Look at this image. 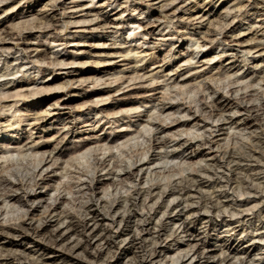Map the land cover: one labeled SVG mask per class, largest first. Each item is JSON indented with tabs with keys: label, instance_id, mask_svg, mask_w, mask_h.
Here are the masks:
<instances>
[{
	"label": "rangeland",
	"instance_id": "1",
	"mask_svg": "<svg viewBox=\"0 0 264 264\" xmlns=\"http://www.w3.org/2000/svg\"><path fill=\"white\" fill-rule=\"evenodd\" d=\"M170 1L0 0V37H5L12 32L14 36L16 35L15 38L18 34H22L21 38L28 39L26 40L29 44L27 45L29 46L28 54L33 56L39 54V61L31 62L28 66L31 69L27 72L19 73L14 79H12L13 76L0 79V83H7V89L11 88L12 97L6 105L15 103L12 111H9L10 109L1 111L6 119L0 120V158L11 153L14 154V158H18V152H16L18 147H24L26 144L30 146L36 142L42 146L40 153H46V157L53 150L56 154L61 147L72 152L89 141L93 146L99 147L106 142H111L117 134L124 133H127L129 137H137L132 141L135 146L127 147L128 153L142 150L148 143L144 137L140 138L141 133L138 132L140 130L144 132V125L148 124L152 114L164 119L169 113V111L160 112L156 109L159 104L170 101L174 104L184 103L186 106L199 107L200 100L205 98L202 96L205 94L204 83L213 84L218 91V96L223 92L227 95L232 93L231 95L238 99L233 98L234 106L238 103L243 104L245 108L247 107V111L242 112L243 115H234L232 123L231 121L216 122L213 129L216 131L212 135L213 144L208 145L210 148L198 145L200 142L197 140H189L194 134L201 133L198 129L205 124L201 121V113L187 118L185 126L182 127L178 122L173 125L159 126L158 137L170 138L175 134L180 140L179 144L171 141L172 139L168 140L170 142L164 150L179 153L187 148L189 153L195 150L198 154L191 159L177 157L167 161V159H161L159 155L161 149L154 144L156 150H152L150 158L143 156L144 161L140 164L154 165V168L157 166V172H162L165 167L167 170L174 166L175 170L172 172L174 176L168 179L160 178L162 184L168 183V180L183 179L190 174L199 173L207 176L210 182L206 181L202 186L207 194H213V190H217L215 193L218 194L232 184L233 191L236 192L233 193L234 197L224 199L231 202L234 210L231 205L224 207L222 212L226 216L216 217L213 221H209L204 213L197 215L196 218L199 220L194 223L191 222L193 220L191 217L187 220L191 232L181 233V240L174 243L171 248L163 250L158 260L156 259L159 262L155 264H188L190 257L185 258L184 261L181 259L179 263L176 262L179 256L194 252L189 251L188 244L195 243V238L198 237L205 239L207 247L214 253L215 257L212 260L224 261L225 254L222 252L232 247L233 251L227 252L229 258L225 261L226 264H239L237 256L246 257L247 263L243 264H264V235L257 237L260 233H264V213L261 218L251 214L252 209L256 207L263 206L264 211V146L255 142L252 137L254 134L264 133V124H261L264 123V116L256 111V107L264 105L262 92L264 51L263 47L258 45L264 44V35L255 34L264 29V6L257 4L254 0ZM163 5L165 10L162 9ZM162 13L165 15H161ZM158 16L159 18L156 19ZM201 17L205 18L202 20ZM150 22L160 27H152ZM23 39L12 40L11 45H16L17 49L26 47L23 46ZM36 48L39 52L32 51ZM13 53L16 57L21 55L16 50ZM57 54H59L58 59L64 60L65 64L58 65L54 61L52 57ZM197 58L200 62L190 66L187 60L192 59L194 63L198 60ZM2 65L3 63H0V68ZM241 77H245L243 81L240 80L242 82L233 84V81ZM10 80L17 81L11 83ZM100 90L105 91L100 92ZM22 95L26 96L21 97ZM16 109H21V112H17V116L13 117L12 112ZM48 113L52 115L46 116ZM39 114L47 118L44 123L40 122L36 125L34 119L38 118ZM172 120L169 119L167 122ZM236 124L247 127L236 129ZM66 125L77 127L70 133H66L67 131L63 130V126ZM127 137L121 139L119 145L127 141ZM138 138L139 143H137ZM16 141L21 144H17ZM185 142L187 144L180 147V144ZM226 148L229 151H235L244 159L238 166L237 173L231 176L232 182L228 181L226 175L228 170L225 166L228 165L216 164L214 158L220 155L218 150ZM112 151L121 159L127 157V152H121V148L115 147ZM69 152L67 156L64 155L60 161L58 160L56 166L49 169L48 172L51 174L46 176L44 182L40 184L41 187H36L37 194H44L39 209H42L46 203L54 201L59 193L58 188L67 199L83 196L82 193L77 195L69 193L79 191L81 188L76 183L75 168L68 164L72 156ZM83 161L85 162V159ZM81 166H88V163L85 162ZM112 167L111 163L110 169ZM123 168L130 170L125 166L119 169ZM107 172V170L99 171L94 184V198L100 204L105 199L113 198V184H115L113 179H120L114 174L108 176ZM214 172L223 174V177L217 180ZM122 178L125 179L126 176ZM221 180L224 182L222 183ZM156 181L158 180L154 182ZM64 182L72 184L74 191H66L63 188ZM133 182L139 181L127 178L125 186H119L117 195L128 194V190L134 185ZM254 190L261 192L257 199H253ZM19 193L22 194L21 191ZM171 200H174V197ZM193 200L198 201L197 198ZM238 201L248 204L241 207ZM20 206L21 203L15 201H8L5 205L0 204L2 208H0V225L8 224L6 222L8 218H17L18 213L13 212ZM60 207L72 208L76 211L71 202L61 203ZM237 209L249 210L245 211L248 219H241L242 215L237 213ZM100 211L103 212L101 208ZM4 213L7 215L5 216ZM32 214L30 216L35 217V220L41 215L39 211ZM171 217L175 221L178 220L176 213H172ZM230 220L236 222L238 229L232 230L233 226L228 225ZM103 228L111 227L104 225ZM125 228L123 227L125 236L133 234L134 225L130 224ZM111 229L114 233L117 231L115 228ZM74 240L75 237L70 242ZM127 243L123 245L124 249L113 248L107 253L104 252L103 256L97 260L87 259L84 251L79 256L83 260L91 261V264H129L130 260L139 253ZM42 247L39 239H7L5 236H0V249H17L18 253L28 258H38L44 252ZM51 252L53 251H48L49 254L45 256L48 264H72L66 254ZM85 260L83 264H89L85 263ZM198 261L196 259L192 264Z\"/></svg>",
	"mask_w": 264,
	"mask_h": 264
},
{
	"label": "bare ground",
	"instance_id": "2",
	"mask_svg": "<svg viewBox=\"0 0 264 264\" xmlns=\"http://www.w3.org/2000/svg\"><path fill=\"white\" fill-rule=\"evenodd\" d=\"M170 2H172V0ZM254 2L261 5L263 4L264 6V0H254ZM165 3L164 5L167 4ZM164 5L162 6L163 7L162 9H164ZM161 15H165V14L162 13ZM157 18H159V16L156 17V19ZM167 18H169V16ZM201 18L203 20L205 17L204 18L201 17ZM150 25H152V27L155 28L160 27L159 25L152 24V22H150ZM64 28H65V23H64ZM13 33L14 32H12V34L9 33L6 36L3 34V36L5 37H0V63H3L2 67L0 68V79L10 76L11 77L13 76L12 79H14V77H16L19 73L27 72L29 69H31L28 68L31 62L35 60L39 61L38 53L36 56L28 54L29 52H27V49L29 48V46L27 47V45L29 44L28 42H26V40L28 39L21 38L23 36L22 34H18V37L15 38L16 35L14 36ZM255 34L263 36L264 29L255 32ZM22 39L24 40L23 46L26 47L17 49L16 45L15 46L11 45L12 40L18 41ZM258 41L260 43L259 39ZM258 45H261L264 51V44L261 43ZM14 50H16V52L20 53L21 55L16 57V55H14L13 53ZM32 51L37 52L38 49L36 48V50H32ZM58 55L59 54L55 55V57H52L54 61L57 62L58 65L65 64L64 60L58 59ZM10 59L12 60L10 61ZM187 61L189 62V65L192 66L199 63L200 59H198L194 63L192 62V59ZM244 78L245 77L237 78L236 81H233V84H238L242 82ZM16 81L17 80H10L11 83H16ZM262 81L264 82V77ZM27 82L28 80L26 81V83ZM6 86L7 83H0V120L6 119V117H4V114L1 113V111H7L8 109H10L9 111H12L13 108L15 107V103L11 105H6L8 104L7 102H10V98L12 97L11 96L12 94L10 95L11 88L7 89ZM203 88L205 94L202 96H204L205 98L203 100H200L201 105L199 107L196 106L195 108L188 105L186 106V104L184 103L174 104L170 101H163L161 104H159L158 107H156V109H159L160 112L169 111V113L164 119H161L159 116H155L154 114H152L149 117L148 124L144 125V129H145L144 132L141 130L138 132L141 133L140 138L144 137L146 143H148L146 148L144 147V149L142 150L132 151L131 153H128L127 147L135 146V144L132 141L136 140L137 137L136 136L129 137L127 133H124L123 135L117 134L112 139L111 142L109 143L106 142L105 144L99 147L93 146V144H91L92 142L89 141L83 143L81 146L75 149L73 148L74 150H72V152L71 150L62 147L56 154L55 151L53 150V152L51 151L48 157H46V153H40V148L42 146L39 144V142H36L30 146L26 144L24 147L19 145L20 147H18V150L16 151L18 152V158H14L15 156L13 157L14 155L13 153H11L8 156L1 157L0 158V204L3 203V205H5V203L8 201H15V202H20L21 206L18 209H16L15 212H13V213H18L17 218H8L6 220L8 224L0 225V236H5L7 239L8 238L39 239V241L42 242L43 245L42 249L44 252L41 255L39 254L40 256L38 258L32 259L26 257L21 253H18L17 249L4 250V248H2L0 249V264H48V262L45 260V256L49 254L47 253L48 251H53L51 253L62 252L67 256H69L70 263L83 264L85 259L83 260L79 256L82 251L85 252L87 259L97 260L103 256L104 252L107 253L113 248L116 249L118 248L120 250L124 249L125 247H123V245L126 242H128L127 244H131L132 248L135 249L137 253H139V255H137L134 259L130 260L129 264H155V262H159L157 261L158 260L157 258L160 256V253L161 254L163 253V250L167 248L168 249L171 248L174 245V243L181 240L180 239L181 233L191 232V229L188 228L189 226L187 224V220H189L191 217H193V220L191 222L194 223L199 220L196 218L197 215H200L202 213L207 215L209 221L215 220L216 217L226 216V214L222 212V209L224 207L230 206L231 202L227 201L224 198L233 196L236 193V192L234 193L233 191L232 184L230 185V187L229 186L226 187L222 192L218 194L215 193V191L217 190L215 191L213 190V194L211 193L207 194L202 189V186L206 181L207 183L210 182L207 176L201 175L199 173H197V175L190 174L189 176L184 177L183 179L174 180V181L168 180V183L162 184L161 181L164 177L168 179L174 176L172 174V172L175 170L174 166L167 170L165 167L162 172L161 171L157 172L156 171L157 166H155L156 168H154V165L150 166V164L149 165L140 164L144 161V159L142 158L143 156L150 158L149 157L150 153L152 152L153 149H155V147L153 146L154 144L159 146V148L161 149V152L159 154L161 156V159H167V161L174 160L177 157L191 159L198 154L197 151L195 152V150L189 153L187 148H185L182 152L179 153H176V151L164 150L167 148L168 143L170 142L168 140L172 139L171 141L177 142V144L180 143V140L175 134H173L172 137L170 138L167 137L165 138V136L158 137L157 134L159 132V126H167L168 124L173 125L174 123L178 122L179 126L182 127L185 126L184 123H186L187 118H191L193 116H196L197 113H201L200 115L202 117L201 121L203 123L205 122V124L203 125L202 128L198 129V131L201 133L194 134L191 138H189V140H197L200 142L198 143V145L208 146L213 144L214 140L212 139V135L213 132L216 131L213 130L216 122L231 121L232 123L234 119V115L242 114V112L247 111L246 109L247 107L245 108L243 104L238 103L237 106L236 105L234 106L233 98L234 99L237 98L233 97L231 95L232 93L230 94L231 95L230 96L229 94L227 95L223 92L222 94L220 93L221 94L220 96H218V91L216 87L210 83L209 84L204 83ZM103 91L105 90H100V92ZM262 92L264 94V89ZM38 93L40 92L38 91ZM23 96L25 97L26 95H22L21 97ZM9 106L11 107L8 108ZM175 108L177 109L174 110ZM253 108L252 110H254ZM256 109H257L256 111H258L259 114L261 113V115L264 116L263 104H261V107L259 106L256 107ZM17 112H21V109L14 110L12 112V116L16 117ZM171 112H173L172 115ZM50 115H52V113H48L46 116L50 117ZM253 117L255 118V116ZM45 118L47 117H42L39 114L38 118L34 119L36 121L35 122L36 125L39 124L40 122L44 123ZM169 119H173V120L168 123L167 120ZM237 125L238 124H236V126ZM147 126H151V127L149 128ZM243 126L242 125L237 126L236 129H239ZM76 127H77L76 125H71L68 127L66 125L63 126V130L67 131L66 133H70L71 131L76 129ZM246 127L243 128L245 129ZM168 131L172 133V131L170 130ZM125 137H127L126 138L127 141H124L119 145L121 139ZM252 137L255 140V142L257 141V143L262 144L261 146H264V133L262 135L254 134ZM187 142L181 143L180 147L185 146ZM16 143L21 144V142L19 141L18 142L16 141ZM137 143H139V138ZM115 147L121 148V152L123 153L127 152V157L121 159L116 153L112 151V149ZM219 148L221 147L219 146ZM56 149L57 148H55V150ZM68 151H70L69 154L72 153V156L68 161V164L70 165V167L75 168V173L77 175L76 183H78L81 186V188H79V191L69 192V193L75 195L82 193L83 196L72 197L71 199H67L64 196L65 194L62 195V193H60V190L58 188L57 191L59 193H57L54 201L46 203L45 205H43L42 209H39V204L42 203L44 199V194H37L35 192V189L37 186H40L42 182H44L46 176L50 173L48 172L49 169L56 166L58 160L60 161V158L62 156L68 154ZM139 151L142 152L139 153ZM218 151L220 152V155L214 157L216 159L215 161L217 162L216 164H220L222 166L228 165L225 166L227 167L228 170V174L226 175L228 181L232 182L233 180L231 176L237 173L238 166L240 165L241 162H243L244 159L241 155H239L235 151L232 150L229 151L227 148ZM84 159L85 162L88 163V166L82 167L81 165L85 163L83 161ZM111 163L113 164V167L110 169ZM123 166L129 168L130 170H127L125 168L119 169L122 168ZM117 169H119L118 173H116ZM201 169L205 170V168L202 167ZM106 170L108 171L107 172L108 176L114 174L115 177H118L120 179H113L115 182V184H113L114 185L113 186L114 193L112 194L113 198L105 199L100 204L94 198V190H95L94 184L96 183L95 180L98 172L99 171L102 172ZM123 176H126V178L125 179L122 178ZM236 176H238V174ZM214 177H217L216 179L218 180L219 177H223V174L216 172L214 174ZM127 178L133 181L134 180L136 181L137 179V181L139 182L136 183L133 182L134 185L130 187V189L128 190V194L117 195L119 186L123 185L124 187ZM155 180L158 181L154 182ZM223 182L224 181H222V183ZM63 188H65L66 191L68 190L74 191L73 189L74 187H72V184L70 183L64 182ZM20 191L22 192V194L19 193ZM259 193L254 190L253 199L255 198L257 199L260 196ZM86 194L87 195L89 194V196H85ZM173 197L174 200H171V198ZM193 198H197L198 201L195 202ZM167 200L170 201L167 202ZM63 201L71 202L73 204V207H75L76 211L72 210V208L62 209L60 205L61 203H64ZM238 202H239L238 205L241 207L248 204L247 202H242V201H238ZM100 208L103 210V212L100 211ZM262 208L263 206L252 209L251 214L255 215L256 218H261L262 214L264 213ZM37 211H39L41 215L39 219L35 220L34 219L35 217L31 218V216L33 215L32 213ZM245 211H249V210L246 209L238 210L237 213L242 215L241 219L244 218L248 219L247 217L248 215L245 214ZM172 213H176L178 220L175 221L174 218L171 217ZM107 219H109V221ZM14 220H16V222H13ZM209 221L206 222L209 223ZM238 221L241 222V220ZM235 223L236 222H232V220L228 221V225L233 226L232 230L238 229V226L235 225ZM130 224L132 226L134 225V230L132 232L133 234L125 236V234H123L124 232L123 227L124 228L126 226L128 227ZM54 225L56 226L55 228L52 229ZM104 225H109V227L115 228L117 231L114 233V231H112L111 228H103ZM263 235L264 233H260L259 236L257 237L260 238ZM73 237H75V240L73 242H70V240H72ZM169 239L172 240L169 241ZM195 239H196L195 243L188 244L189 251H194V252H187L185 255L179 256L176 263H179L181 259H183L184 261L185 258L190 257L188 259L190 260L188 264H192V262L196 259H198L199 261L196 262L195 264H226L225 261L229 258V256H227V252L231 251L232 247H229L227 251L222 252L225 254L224 261L222 260L215 261V259L212 260V258H214L215 256L212 250L207 247L206 240L201 237ZM164 244L166 245L164 246ZM195 248H197L196 251ZM236 259H239L240 261L239 264H243L244 262L247 263L246 257L237 256ZM85 261H86L85 263H89V264L92 263L89 260H85Z\"/></svg>",
	"mask_w": 264,
	"mask_h": 264
}]
</instances>
